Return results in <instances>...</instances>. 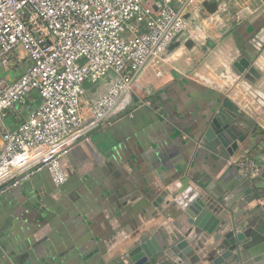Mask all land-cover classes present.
Wrapping results in <instances>:
<instances>
[{
    "label": "crops",
    "instance_id": "0c3cea01",
    "mask_svg": "<svg viewBox=\"0 0 264 264\" xmlns=\"http://www.w3.org/2000/svg\"><path fill=\"white\" fill-rule=\"evenodd\" d=\"M198 4L189 16L190 32L166 56L163 75L151 70L140 74L119 103L113 125L70 151L65 164L71 177L65 185L57 188L42 171L0 195V264H133L130 251L156 232L172 246L191 228L168 193L185 178L192 186L208 188L204 192L195 186L218 216L230 220L237 214V225L264 232V212L251 203L262 193L257 180H251L253 195H236L229 211L216 202L247 179L229 162L259 154L263 122L256 131L248 125V137L234 156L205 138L216 114L227 115L221 108L224 100L236 105V87L247 83L264 93V48L258 47L264 46V0ZM201 11L216 14L198 20ZM242 58L261 72L256 83L236 72L234 64ZM115 80L110 74L87 83L84 105ZM196 236L193 229L190 246L201 259L208 257L214 238ZM158 259V264H180L172 247ZM188 260L198 263L194 254Z\"/></svg>",
    "mask_w": 264,
    "mask_h": 264
},
{
    "label": "built area",
    "instance_id": "2783aa9c",
    "mask_svg": "<svg viewBox=\"0 0 264 264\" xmlns=\"http://www.w3.org/2000/svg\"><path fill=\"white\" fill-rule=\"evenodd\" d=\"M198 2L0 0V195L42 171L65 185L70 151L113 125L140 74L163 75ZM110 74L108 90L84 105L86 84ZM243 85L236 105L257 122L264 93ZM258 153L229 163L262 185L251 203L264 212V147Z\"/></svg>",
    "mask_w": 264,
    "mask_h": 264
},
{
    "label": "water",
    "instance_id": "95a60500",
    "mask_svg": "<svg viewBox=\"0 0 264 264\" xmlns=\"http://www.w3.org/2000/svg\"><path fill=\"white\" fill-rule=\"evenodd\" d=\"M180 45V42H178L172 45L170 50L172 51ZM186 46L191 48L193 41L188 40ZM234 67L238 75H243L251 83H256L262 76L259 69L247 58L235 62ZM221 108L227 115L216 114L205 132V138L208 141H217L218 145L222 143L227 152L234 156L240 150V144H243L248 137L247 134L238 135L237 129L240 128L246 132L248 125L254 124V131H256L260 125L259 122H252L249 116H240L236 112V105L231 99L226 98ZM261 121L264 124V116L260 123ZM262 132L264 133V130ZM195 186L200 187L204 192L208 189L201 184ZM195 186L189 183V178H185L180 180V184L174 188V192H168L172 193L171 196L174 200L171 203L172 206L180 208L182 211L181 216L187 218L191 228L184 236L176 237L172 246H169L168 239L163 237L162 232H156L151 237L144 238L129 253L132 263L158 264V257L172 247L174 253L180 257V264H189L188 255L191 254L195 255V260H198L197 264H203L207 260L211 264H264V232L258 233L249 225L248 229L237 225V214L232 213L233 216L230 220L218 216V211ZM241 192L245 196L253 195L250 178H247L227 198L222 195L217 196L216 202L221 210L229 211L228 204ZM159 201H162V199ZM167 203L170 204V202ZM228 227L231 228L227 230ZM193 229H195L197 236L206 233L207 236H212L216 242L206 258L201 259V256L197 255L194 248L190 246L189 237Z\"/></svg>",
    "mask_w": 264,
    "mask_h": 264
},
{
    "label": "flooded vegetation",
    "instance_id": "af4514ba",
    "mask_svg": "<svg viewBox=\"0 0 264 264\" xmlns=\"http://www.w3.org/2000/svg\"><path fill=\"white\" fill-rule=\"evenodd\" d=\"M235 110H236V112H237L240 116H241V115L246 116L245 114H243L242 112H240L238 106H236V109H235ZM237 130H238V132H239L238 135H240V136H241L242 134H247V133H248V130H247L246 132H244V131H243L242 129H240V128H238ZM247 135H248V134H247ZM212 142L214 143L215 146H218L220 149H225V150H226V148L224 147V145H223L222 143H221V145H218V144H217V141L213 140ZM218 147H217V148H218ZM226 151H227V150H226ZM230 193H231V192H227V193H225V196H224V197L227 198L228 196H230ZM215 210L218 211L216 208H215Z\"/></svg>",
    "mask_w": 264,
    "mask_h": 264
},
{
    "label": "rangeland",
    "instance_id": "374dc122",
    "mask_svg": "<svg viewBox=\"0 0 264 264\" xmlns=\"http://www.w3.org/2000/svg\"><path fill=\"white\" fill-rule=\"evenodd\" d=\"M213 14H216V13H209L208 11H201L200 12V14H199V19L198 20H203V19H207V18H211L212 16H213ZM216 16V15H215ZM211 36H213V34L211 35ZM213 42H216L217 41V39H214V40H212ZM218 44V43H217ZM216 44V45H217ZM261 93H262V91H261Z\"/></svg>",
    "mask_w": 264,
    "mask_h": 264
},
{
    "label": "trees",
    "instance_id": "16d2710c",
    "mask_svg": "<svg viewBox=\"0 0 264 264\" xmlns=\"http://www.w3.org/2000/svg\"><path fill=\"white\" fill-rule=\"evenodd\" d=\"M248 153H251V151L247 152V154H248Z\"/></svg>",
    "mask_w": 264,
    "mask_h": 264
}]
</instances>
